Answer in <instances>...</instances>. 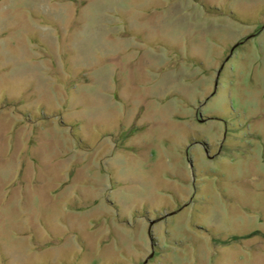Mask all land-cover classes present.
<instances>
[{
    "label": "rangeland",
    "instance_id": "rangeland-1",
    "mask_svg": "<svg viewBox=\"0 0 264 264\" xmlns=\"http://www.w3.org/2000/svg\"><path fill=\"white\" fill-rule=\"evenodd\" d=\"M0 264H264V0H0Z\"/></svg>",
    "mask_w": 264,
    "mask_h": 264
},
{
    "label": "water",
    "instance_id": "water-1",
    "mask_svg": "<svg viewBox=\"0 0 264 264\" xmlns=\"http://www.w3.org/2000/svg\"><path fill=\"white\" fill-rule=\"evenodd\" d=\"M146 259H147V258H145V260H146ZM145 260H144V261H145Z\"/></svg>",
    "mask_w": 264,
    "mask_h": 264
}]
</instances>
